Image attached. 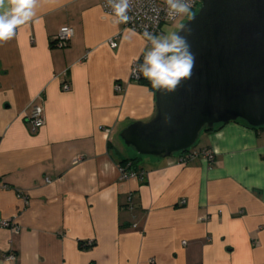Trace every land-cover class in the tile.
<instances>
[{
  "label": "crops",
  "instance_id": "crops-1",
  "mask_svg": "<svg viewBox=\"0 0 264 264\" xmlns=\"http://www.w3.org/2000/svg\"><path fill=\"white\" fill-rule=\"evenodd\" d=\"M103 1L40 0L0 42V264H264V126L202 132L193 148L210 162L126 154L120 132L155 111V92L131 78L154 45ZM63 25L74 36L57 48ZM120 155L138 176L122 177Z\"/></svg>",
  "mask_w": 264,
  "mask_h": 264
},
{
  "label": "water",
  "instance_id": "water-1",
  "mask_svg": "<svg viewBox=\"0 0 264 264\" xmlns=\"http://www.w3.org/2000/svg\"><path fill=\"white\" fill-rule=\"evenodd\" d=\"M176 33L195 57L191 78L173 92L156 88L152 118L125 127L123 143L168 158L192 148L204 129L238 120L264 126V0H201Z\"/></svg>",
  "mask_w": 264,
  "mask_h": 264
},
{
  "label": "clouds",
  "instance_id": "clouds-1",
  "mask_svg": "<svg viewBox=\"0 0 264 264\" xmlns=\"http://www.w3.org/2000/svg\"><path fill=\"white\" fill-rule=\"evenodd\" d=\"M40 0H9L12 5L10 11L0 15V42H6L15 35L18 26L31 21L35 16V8ZM168 6L169 18L178 15H188L191 18L192 0H165ZM115 14L116 23H127L130 0H107ZM4 0H0V7ZM190 34V30H188ZM144 35L153 42V50L144 56V64L140 67L143 76L150 80L154 88H163L166 92H173L182 79L191 78L195 57L190 51L186 39L173 32L168 36L157 37L145 31ZM170 41V42H169ZM171 53L165 59V54ZM167 119V118H166Z\"/></svg>",
  "mask_w": 264,
  "mask_h": 264
},
{
  "label": "built area",
  "instance_id": "built-area-1",
  "mask_svg": "<svg viewBox=\"0 0 264 264\" xmlns=\"http://www.w3.org/2000/svg\"><path fill=\"white\" fill-rule=\"evenodd\" d=\"M199 6H201V0H192L191 14L196 12ZM102 8L106 15L115 17L112 7L107 4V0L102 2ZM127 15L130 17V19L127 23H125L126 26L143 35L149 43L151 40H149L144 35L145 31L152 33L156 37L161 36L163 25L172 23L181 16L178 15L174 18H169L168 6L165 3V0H130V6ZM73 36V27L69 25H63L53 37L52 44L57 48H65L69 45V42ZM109 44L112 48H116L118 45L115 39H110ZM141 65L142 63L140 59L135 60L132 63L131 78L135 81H139L141 79ZM69 88V84L65 83L63 85L64 90H68ZM116 89L119 90L120 86L117 85ZM28 121L33 131L44 125V110L41 105L34 103L30 106ZM178 155L180 163H189L197 158H202L210 162L214 158V152L212 150L202 148L194 149L193 147L185 152L178 153ZM120 171L122 177L124 178L135 177L139 175L137 172L126 171L122 167H120ZM142 174L144 173L141 172V175ZM1 225L11 228V230L16 233L19 230L18 223L13 220H2ZM6 258L9 261H14L16 256L13 253H9Z\"/></svg>",
  "mask_w": 264,
  "mask_h": 264
},
{
  "label": "trees",
  "instance_id": "trees-1",
  "mask_svg": "<svg viewBox=\"0 0 264 264\" xmlns=\"http://www.w3.org/2000/svg\"><path fill=\"white\" fill-rule=\"evenodd\" d=\"M195 13V12H194ZM193 14V13H192ZM139 81H142L144 83H147L151 89L155 92L156 91V88H154L152 86V83L150 80L146 79L143 74L141 76V79ZM236 122H242L244 123L245 125L249 126V127H252V128H260V127H253V126H250L249 124H247V122H245L244 120H238ZM217 127H219V125H216L213 129H204L202 132L204 131H212V130H215ZM262 127V126H261ZM201 132V133H202ZM196 145V144H195ZM194 145V146H195ZM193 146V147H194ZM132 148V147H131ZM139 155V154H138ZM142 156V155H140ZM120 159L118 161L120 167L124 168L126 171H133V172H138V168H136V158H132V157H129V156H124V155H120Z\"/></svg>",
  "mask_w": 264,
  "mask_h": 264
},
{
  "label": "rangeland",
  "instance_id": "rangeland-1",
  "mask_svg": "<svg viewBox=\"0 0 264 264\" xmlns=\"http://www.w3.org/2000/svg\"><path fill=\"white\" fill-rule=\"evenodd\" d=\"M199 8L200 6L198 7L197 11L199 10ZM188 18V15H181L176 21L163 25L161 37H165L168 36L170 33L177 32V30L185 23ZM125 147L127 151L126 154L134 153L135 150L133 148L128 147L126 145Z\"/></svg>",
  "mask_w": 264,
  "mask_h": 264
}]
</instances>
